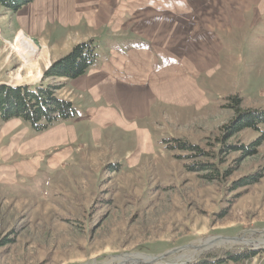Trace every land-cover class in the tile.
<instances>
[{
    "label": "rangeland",
    "instance_id": "374dc122",
    "mask_svg": "<svg viewBox=\"0 0 264 264\" xmlns=\"http://www.w3.org/2000/svg\"><path fill=\"white\" fill-rule=\"evenodd\" d=\"M246 1L242 20L218 34L222 50L213 60L178 63L172 79L164 73L163 83L148 82L138 117L112 107L98 124L88 109L104 105L78 102L68 122L42 132L21 123L12 134L0 133V264H264V125L224 130L235 117L224 107L227 97H239L243 110L264 112V0ZM16 13L0 7V83L62 85L59 98L84 99L44 74L86 42L87 30L49 19L25 30ZM19 32L41 51L35 68L23 66L10 47ZM93 43L102 57L103 40ZM164 63L160 58L159 70ZM38 69L41 77H27ZM174 139L208 157L185 159L193 153L174 148ZM190 161L214 164L219 180L189 171ZM256 176V184L236 188ZM210 239L216 245L202 250ZM234 240L249 243L219 245ZM193 248L195 257L180 259ZM252 251L258 254L249 260L216 262Z\"/></svg>",
    "mask_w": 264,
    "mask_h": 264
},
{
    "label": "crops",
    "instance_id": "0c3cea01",
    "mask_svg": "<svg viewBox=\"0 0 264 264\" xmlns=\"http://www.w3.org/2000/svg\"><path fill=\"white\" fill-rule=\"evenodd\" d=\"M240 9L249 10L246 0H34L16 15L25 30L47 19L58 20L64 28L87 30L85 41L103 40L102 57L97 56L85 75L61 81L63 88L84 96L72 104L101 102L104 107L88 111L91 121L104 124L112 107L125 118L138 117L148 82L163 83L158 76L164 73L172 79L178 63L201 66L213 60L214 52L222 50L218 34L231 32L232 23L242 20ZM141 41L146 47L138 48ZM160 58L165 61L163 70L158 69ZM21 123H5L0 133L12 134ZM138 136L146 139L145 134Z\"/></svg>",
    "mask_w": 264,
    "mask_h": 264
},
{
    "label": "trees",
    "instance_id": "16d2710c",
    "mask_svg": "<svg viewBox=\"0 0 264 264\" xmlns=\"http://www.w3.org/2000/svg\"><path fill=\"white\" fill-rule=\"evenodd\" d=\"M33 1L0 0V7L16 13ZM96 61L97 54L95 52V46L93 41L89 40L74 46L65 57L52 64L44 74V78H51L57 81L76 79L85 75ZM61 88L62 85L51 86L38 84L32 86H10L5 83H0V128L5 123L19 120L22 123L30 125L35 132H42L57 123L68 122L74 119L76 117V111L73 104L59 98L56 94ZM241 105L242 100L239 97H227V104L224 107L232 110L235 115L233 118L234 126L230 127V129L226 126L224 127V130H227V134L240 132L245 129L258 131V127L264 125V112L255 109L243 110ZM172 141L174 148L180 150L182 153H193L192 157L188 156L185 159L208 157V154L201 151L197 146L180 140L174 139ZM240 148L244 152L248 151V147ZM190 162V164H185L189 171L206 172L202 177L210 182L219 180V172L214 164L204 161ZM228 175V172H225L223 176L227 177ZM259 179L260 176L245 179L240 181V184L236 188H245L254 185ZM257 254L255 251L246 252L241 257H234L228 254V258L226 257L227 260L217 259L216 262L232 261L239 263L242 260L252 259ZM211 262V260L204 259L195 264H210Z\"/></svg>",
    "mask_w": 264,
    "mask_h": 264
},
{
    "label": "bare ground",
    "instance_id": "6f19581e",
    "mask_svg": "<svg viewBox=\"0 0 264 264\" xmlns=\"http://www.w3.org/2000/svg\"><path fill=\"white\" fill-rule=\"evenodd\" d=\"M10 47L12 48L13 52L16 53V55H18V57L21 59V62L23 63V66L27 67L28 69H32V68H35L36 65H38L37 64V58L39 57L41 51L37 47V45L34 43V41L32 39H30L29 37H27L23 32H19L15 36L13 42L10 44ZM27 77L32 78V80H36L39 77H41V71L38 69L35 74L32 71H28V76ZM17 78L19 79L20 75H17ZM248 243L249 242H246L244 240H234V241L221 242V243H219V245H224V244H248ZM214 244H215L214 241L212 239H210V240L206 241L205 243H203L200 246V248L202 250L203 249H207L209 247L214 246ZM197 254H198V248H193L190 251L189 254L181 256L180 259H192ZM143 260L145 261L147 259H143ZM123 261H128V262H131V263H138L139 262L138 259H125Z\"/></svg>",
    "mask_w": 264,
    "mask_h": 264
}]
</instances>
